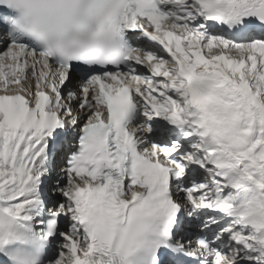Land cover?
<instances>
[{"label":"snow or ice","instance_id":"snow-or-ice-1","mask_svg":"<svg viewBox=\"0 0 264 264\" xmlns=\"http://www.w3.org/2000/svg\"><path fill=\"white\" fill-rule=\"evenodd\" d=\"M22 2L0 264H264V0H65L58 44Z\"/></svg>","mask_w":264,"mask_h":264},{"label":"clouds","instance_id":"clouds-1","mask_svg":"<svg viewBox=\"0 0 264 264\" xmlns=\"http://www.w3.org/2000/svg\"><path fill=\"white\" fill-rule=\"evenodd\" d=\"M66 7L65 0H23L21 8L24 11V19L29 25L28 30L23 34L24 38L40 43V40L33 36L32 32L41 27L42 19H48L52 21L53 25V40L57 44L60 43L59 28L66 23V18L63 16ZM10 14L16 16L20 14V11L12 8Z\"/></svg>","mask_w":264,"mask_h":264},{"label":"bare ground","instance_id":"bare-ground-1","mask_svg":"<svg viewBox=\"0 0 264 264\" xmlns=\"http://www.w3.org/2000/svg\"><path fill=\"white\" fill-rule=\"evenodd\" d=\"M8 63H12V61L5 60V64H8ZM29 69H28V73H26V75H28V76L31 75V69L30 70ZM3 70L6 72V69H3ZM33 83H34V81H33Z\"/></svg>","mask_w":264,"mask_h":264}]
</instances>
